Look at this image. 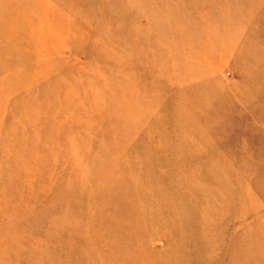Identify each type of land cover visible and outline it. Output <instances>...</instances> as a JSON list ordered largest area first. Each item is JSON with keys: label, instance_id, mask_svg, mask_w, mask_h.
<instances>
[{"label": "rangeland", "instance_id": "374dc122", "mask_svg": "<svg viewBox=\"0 0 264 264\" xmlns=\"http://www.w3.org/2000/svg\"><path fill=\"white\" fill-rule=\"evenodd\" d=\"M0 264H264V0H0Z\"/></svg>", "mask_w": 264, "mask_h": 264}]
</instances>
